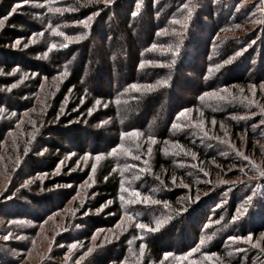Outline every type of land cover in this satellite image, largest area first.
Returning a JSON list of instances; mask_svg holds the SVG:
<instances>
[{
  "label": "rangeland",
  "instance_id": "obj_1",
  "mask_svg": "<svg viewBox=\"0 0 264 264\" xmlns=\"http://www.w3.org/2000/svg\"><path fill=\"white\" fill-rule=\"evenodd\" d=\"M0 21V264H264V0H0Z\"/></svg>",
  "mask_w": 264,
  "mask_h": 264
},
{
  "label": "trees",
  "instance_id": "obj_2",
  "mask_svg": "<svg viewBox=\"0 0 264 264\" xmlns=\"http://www.w3.org/2000/svg\"><path fill=\"white\" fill-rule=\"evenodd\" d=\"M92 5V4H91ZM94 9H96V7L95 6H91L90 8L89 7H87V9L86 10H88L89 12L91 11V10H94ZM104 18H106V17H104ZM149 20H151V21H153V19L152 18H150ZM116 37V36H115ZM116 39V38H115ZM175 47L177 48V50H175ZM175 47H173L172 46V52H171V57H170V61L172 62V58H174V60L177 62L175 65H178L179 64V61H180V59H179V56H181V54H182V52L183 51H181V50H179V48H180V46L179 45H177V46H175ZM93 61H94V59H93ZM4 65V64H3ZM79 65V64H78ZM77 65V66H78ZM10 65H6L5 67H9ZM173 66V65H172ZM173 68V67H172ZM176 68V67H175ZM7 69H9V68H7ZM75 74H73V75H71V77H70V79H69V82H68V85H69V87L70 88H72V89H77V90H79V92H82V83L80 82V80H79V75L78 74H76V72H74ZM68 87V88H69ZM171 94H172V99L174 98V94H173V92H171ZM75 104H78V102H76ZM169 124L170 125H172V121L170 120L169 121ZM183 141H185V142H188V141H186L185 139H182ZM195 147V146H194ZM196 148V150H197V152L199 153V154H203V151H202V148L201 147H198V146H196L195 147ZM213 157L212 158H214V160L217 162V163H219V164H227L228 162L227 161H230L229 160V158H227V157H223V156H219V155H212ZM157 161H158V164H164L163 162H165V160L164 159H162L161 157H158V159H157ZM167 162V161H166ZM108 174V172H106L105 173V176ZM100 181L99 182H101V185H102V191H103V194L105 193H107V198H111V200L113 201V204H114V207L111 209L112 211H114V210H117L118 208V205H117V200L115 199V193H116V184H117V180L114 178V176H108V177H106V179L104 180V182H102L103 181V179L102 178H100L99 179ZM172 196V195H171ZM171 196L170 197H168V198H171ZM171 200V203L172 204H177V200H172V199H170ZM192 202V201H191ZM200 201L198 200L197 202H195L194 203V206L195 205H197L198 203H199ZM190 204L188 203V206H189ZM193 207V206H192ZM186 208H187V204H186ZM185 210H188V208L187 209H185ZM162 217L163 218H165L166 219V221H167V223H168V225L169 224H171L172 222H175V220L178 218V216L181 214V213H179L178 211H175V210H173V208H171V206L170 207H168V208H166V209H163V211H162ZM219 215H217V217H218ZM170 222V223H169ZM178 225V224H177ZM176 225V226H177ZM220 233H222L221 231H215V234H216V236H218L219 237V235H220ZM196 235H200L199 233H197L196 232ZM212 235H213V233H212ZM209 241H213V240H209V239H207V240H205V241H203V243L199 246L200 248H205L206 246H207V244H208V242ZM156 242H157V240H156ZM144 246L146 247L145 248V251L147 252L148 251V253H151V254H153L155 257H156V259L155 260H153L152 262H154V261H160L161 259H162V255H163V253H167V252H172V250H169V249H166L165 251H164V248L163 247H161V246H159L158 244H156V243H154V242H151V241H145L144 242ZM126 251H127V254H130L131 252H133V251H131V250H134L133 248H132V246H131V244H130V246L129 245H127L126 247ZM195 250V249H194ZM204 250V249H203ZM137 251H140V249L139 248H137L136 247V251H135V253H137ZM211 252V251H210ZM225 254H227V252L225 251ZM187 257L188 258H190V255L188 254L187 255ZM195 260H198V259H195ZM169 264H173L172 262H169ZM235 264H240L239 262H237V263H235Z\"/></svg>",
  "mask_w": 264,
  "mask_h": 264
},
{
  "label": "snow or ice",
  "instance_id": "obj_3",
  "mask_svg": "<svg viewBox=\"0 0 264 264\" xmlns=\"http://www.w3.org/2000/svg\"><path fill=\"white\" fill-rule=\"evenodd\" d=\"M9 15H11V13H9ZM4 19L6 20L7 17H4ZM77 23H79V21H77ZM2 24H3V21H0V25H2ZM137 227L143 229L145 227V225L141 223V224H138Z\"/></svg>",
  "mask_w": 264,
  "mask_h": 264
}]
</instances>
